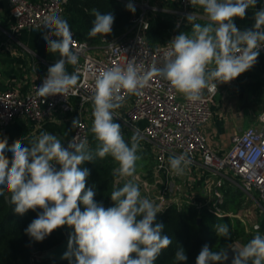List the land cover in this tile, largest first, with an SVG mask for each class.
I'll return each mask as SVG.
<instances>
[{"label":"clouds","instance_id":"clouds-1","mask_svg":"<svg viewBox=\"0 0 264 264\" xmlns=\"http://www.w3.org/2000/svg\"><path fill=\"white\" fill-rule=\"evenodd\" d=\"M190 4L199 6L208 22L193 23L196 15L188 14L191 31L181 32L169 41L162 66L154 64L143 71L133 58L126 67L114 66L95 77L90 97L93 117L90 131L97 141L95 149L87 139L78 140L77 136L65 147L60 138L47 131L28 144L25 138L10 146L6 137L0 139V196H10L9 202L15 205L14 212L18 215L42 210L25 229L36 242L65 225L73 229L62 257L70 264L73 258L74 264H155L161 251L172 243V238L163 234V223L156 222L161 208L143 197L140 186L134 182L140 137L133 134L129 144L122 125L116 122L115 110L124 102L122 90L137 94L152 77H159L187 100L197 102L205 89L217 91L218 84L234 80L257 63L264 47V8L254 12L251 28L241 30L234 22V18H245L257 0H190ZM126 8L136 11L131 2ZM92 15L90 38L112 33L113 14L92 9ZM40 27L44 30L42 38L47 51L58 53L59 58L48 67L46 76L37 85V93L44 98L66 94L79 79V70L69 73L67 66L79 63L80 51L86 43L74 47L76 41L70 24L54 11L42 18ZM81 126L80 118H74L72 128ZM6 151L12 153L11 159L5 155ZM109 155L118 164L114 175L130 179L111 191L114 206L105 208L102 202L94 200L95 191L86 189L90 171L80 166ZM168 163L175 175L182 176L191 160L184 154L171 155ZM254 227L256 234L250 241L241 247H229L234 253L231 264H264V235L260 234L259 225ZM214 229L218 237L231 238L229 224H216ZM174 259L179 264L187 261L182 247L176 250ZM228 259V248L213 250L205 244L196 264H224Z\"/></svg>","mask_w":264,"mask_h":264},{"label":"built area","instance_id":"built-area-1","mask_svg":"<svg viewBox=\"0 0 264 264\" xmlns=\"http://www.w3.org/2000/svg\"><path fill=\"white\" fill-rule=\"evenodd\" d=\"M4 1L9 5L12 16L10 29L13 31L33 28L43 30L40 27L42 18L53 11L64 18L68 2ZM128 2L133 3L138 11L132 16L129 29L111 40L104 37L102 44H93L78 39L71 28L76 41L74 47L79 48L81 43H86V47L80 51L79 63L73 66L74 70H79L78 82L66 94L47 98L38 95L37 85L47 73L34 77L26 86L12 85L0 89V130L19 119L27 123L38 136L47 122L64 123L79 117L82 126L74 128L72 136L64 140V146L75 136L78 140L87 139L90 143L92 109L83 110L89 109L87 105H92L90 97L94 91L95 77L114 66L126 67L133 58L136 66L143 71L149 70L154 64L162 66L169 41L181 32H187L184 28L187 15H198L192 10L190 0H177L175 10L155 6L149 0ZM155 12H170L176 16L171 34L164 42L157 44L151 43L148 38ZM260 51L264 52V47ZM217 92L218 85L217 91L205 89L200 101L191 102L171 87L169 82L152 77L137 94L122 90L124 102L121 108L115 110L117 120L122 127L138 134L155 155L154 175L162 176L163 185L154 201L162 211L168 204L176 203L175 197L178 195L188 199V192L182 183L177 182L168 163L169 156L184 154L191 160L190 167L206 169L212 176V197L208 207L223 215L220 205L225 200V189L231 185L241 189L245 195L243 210L252 214L254 210L251 206H255L264 215V119L261 118L264 117V110L257 115L255 123L233 135L229 148L220 153L206 133L214 115L213 104ZM192 199L189 200L191 204H196ZM233 215L240 217L238 213Z\"/></svg>","mask_w":264,"mask_h":264},{"label":"trees","instance_id":"trees-1","mask_svg":"<svg viewBox=\"0 0 264 264\" xmlns=\"http://www.w3.org/2000/svg\"><path fill=\"white\" fill-rule=\"evenodd\" d=\"M128 1L68 0L64 18L75 31L78 39L90 40L93 44L99 45L103 43V35H97L94 38L88 36L94 19L92 9H98L102 14L111 13L114 15L112 33L105 36L111 40L129 29L132 24V16L138 11L137 8L135 13L127 10ZM174 25L173 13L156 12L151 18L148 30V38L151 43L164 42L171 34ZM42 130L62 139H69L74 128H72L71 120L64 123L47 122L43 125ZM5 137L9 146L21 138H25V144L38 138L32 132L31 127L19 119L8 125L5 131L0 130V139ZM89 145L95 149L97 141L94 137H91ZM5 155L9 159L12 157L10 151H6ZM80 167L90 171L86 181V189L92 188L95 191L94 200L102 202L105 208L114 206L110 193L114 188L122 187L125 182V179L113 173V170L118 167L117 162L109 155L103 159L97 158L94 162H85ZM5 195L9 194L6 192ZM244 200L245 195L241 189L228 185L225 189V200L220 205L223 215H219L210 207L198 208L187 202L182 205L178 203L168 204L164 211L157 214L156 222L163 223V234L171 237L172 243L168 248L161 251L155 264H179L174 259L175 252L179 247L184 249L188 258L182 264H196V258L205 244L213 250H219L220 247L229 249L245 232L241 220L233 215L237 214L243 207ZM9 201L10 196L9 199L8 196H0V264H70L69 260L42 256L66 238L67 234L64 227L54 230L43 241L36 242L25 233V229L42 210H29L24 215H18L14 212L15 205L10 204ZM81 210H83V205H81ZM222 223L229 224L232 230L230 239L217 236L214 225Z\"/></svg>","mask_w":264,"mask_h":264},{"label":"crops","instance_id":"crops-1","mask_svg":"<svg viewBox=\"0 0 264 264\" xmlns=\"http://www.w3.org/2000/svg\"><path fill=\"white\" fill-rule=\"evenodd\" d=\"M164 2L163 7L172 10L178 6L177 0H165ZM261 8H264V0H257L255 7L247 10L245 18H234L236 26L241 30L251 28L254 24V12ZM192 10L198 14L193 23L205 24L208 22L199 6H193ZM174 19H176L175 15ZM11 22L12 16L9 5L6 1L0 0V89H7L12 85L26 86L33 77L47 73L48 67L59 58L58 53L51 54L47 51L46 41L42 38L43 30L33 28L13 31L10 29ZM184 28L190 32L191 24L187 21ZM67 70L72 73L74 68L72 65H68ZM31 76L33 77L31 78ZM248 84H254L260 90V94L255 98V103L249 99L246 93ZM255 107L264 108L263 51H260L257 63L250 70L230 82L218 84V92L213 104L214 115L206 128L208 138L218 152H225L231 145L233 135L242 132L243 129L255 123L259 113V111L254 112ZM41 130L39 133L42 132ZM172 174L175 173L172 172ZM162 179L160 175L157 180L158 186L150 185L143 179L141 181L135 179L134 182L140 186L143 197L154 201L156 194L163 185ZM175 179L182 183L184 190L188 192V199L178 195L175 197L176 203L179 205L185 202L191 203L189 200L193 197L192 200L197 202L193 205L200 208L208 207L212 197L210 185L212 176L209 171L206 169L196 170L188 165L184 174L182 176L176 175Z\"/></svg>","mask_w":264,"mask_h":264},{"label":"rangeland","instance_id":"rangeland-1","mask_svg":"<svg viewBox=\"0 0 264 264\" xmlns=\"http://www.w3.org/2000/svg\"><path fill=\"white\" fill-rule=\"evenodd\" d=\"M150 1H151L150 2L151 4L156 5V6L163 7L165 5V2H164L165 0H150ZM88 41H90V40H88ZM32 77L33 76H31V78ZM247 86L248 87L246 89V93L249 96V99H251L255 103V98L257 95L260 94V90L254 84H251V85L248 84ZM87 106L89 109H84L83 110L84 112H86L88 110L91 111L92 105H87ZM262 110H264V108L263 109L262 108H256V107L254 108L255 113H257L258 111L260 113ZM69 116H71V115H69ZM90 117H91L90 120H91V124H92V119H93L92 114L90 115ZM116 122L121 124V122H119L118 120H116ZM122 131H123V135H124L125 140L130 143L131 137L135 133L133 131H131L130 129H126L124 127H122ZM42 132H44V130H42ZM39 135H38V137H39ZM57 137L60 138L59 136H57ZM92 137H94L93 134H92ZM60 139L62 141V144L65 145L64 140H66V139H62V138H60ZM141 140L142 139L139 140L140 150L137 152L138 156H140V159L137 161V165H136L137 170H136V174H135V179H136V181H141L143 179L147 183H150V185H157L158 186L159 185V182H157L158 176L154 175V168H155V163H156L155 155L152 152L151 147ZM142 146H144V148ZM156 182H157V184H156ZM157 189H158V187H157ZM251 208H253V210H254V212L252 214L248 213L247 210H243V208H241L238 212V215L240 216L238 218L241 220V223L245 228V232L236 241L240 246H243L244 244H246L256 234V229L254 227L255 225H259V232H260V234L264 235V215L262 213H260L255 206L254 207L251 206Z\"/></svg>","mask_w":264,"mask_h":264},{"label":"water","instance_id":"water-1","mask_svg":"<svg viewBox=\"0 0 264 264\" xmlns=\"http://www.w3.org/2000/svg\"><path fill=\"white\" fill-rule=\"evenodd\" d=\"M2 131H5V129H3ZM9 199V196H8ZM65 231H66V238L60 243L58 244L56 247L46 251L42 256L45 258H55L58 260H67V259H63V254L67 251V243H68V238H69V234L73 231V229L69 228L67 225L63 226ZM232 246L235 247H241L237 242H234L232 244ZM233 251L231 248L228 249V256L229 259L227 261L224 262V264H231L232 261V256H233ZM73 262H74V258H73Z\"/></svg>","mask_w":264,"mask_h":264}]
</instances>
